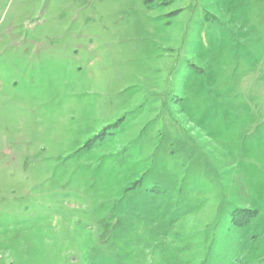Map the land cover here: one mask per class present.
Returning <instances> with one entry per match:
<instances>
[{
	"label": "rangeland",
	"instance_id": "rangeland-1",
	"mask_svg": "<svg viewBox=\"0 0 264 264\" xmlns=\"http://www.w3.org/2000/svg\"><path fill=\"white\" fill-rule=\"evenodd\" d=\"M0 264H264V0H0Z\"/></svg>",
	"mask_w": 264,
	"mask_h": 264
}]
</instances>
